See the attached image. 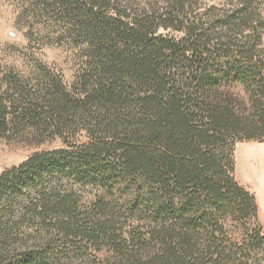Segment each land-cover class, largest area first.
Instances as JSON below:
<instances>
[{"label": "trees", "instance_id": "obj_1", "mask_svg": "<svg viewBox=\"0 0 264 264\" xmlns=\"http://www.w3.org/2000/svg\"><path fill=\"white\" fill-rule=\"evenodd\" d=\"M227 4L28 1L72 76L0 73V137L64 142L0 173V264H264L234 176L236 143L264 142V0Z\"/></svg>", "mask_w": 264, "mask_h": 264}, {"label": "rangeland", "instance_id": "obj_2", "mask_svg": "<svg viewBox=\"0 0 264 264\" xmlns=\"http://www.w3.org/2000/svg\"><path fill=\"white\" fill-rule=\"evenodd\" d=\"M28 1L0 0V73L5 68L13 67L16 71L34 78L35 64L42 62L62 76L65 81L69 80L72 76V68L68 51L66 47L53 41L60 31L57 23L43 14L42 18L39 16V19L35 18L27 9ZM124 1L140 7L151 2L163 4V0ZM227 2L228 0H199L197 11L203 12L210 5L228 8ZM262 45L264 46V35ZM63 146L64 142L61 139L50 141L33 128L0 137V173L24 161L33 152ZM234 176L240 185L254 194L258 221L264 230V142L236 143ZM75 189L81 194L83 201H88L96 195L94 188L77 185ZM118 194L113 191V197H117Z\"/></svg>", "mask_w": 264, "mask_h": 264}]
</instances>
